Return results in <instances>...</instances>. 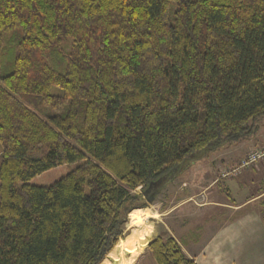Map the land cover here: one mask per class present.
I'll return each mask as SVG.
<instances>
[{
	"label": "trees",
	"instance_id": "1",
	"mask_svg": "<svg viewBox=\"0 0 264 264\" xmlns=\"http://www.w3.org/2000/svg\"><path fill=\"white\" fill-rule=\"evenodd\" d=\"M263 117L264 0H0V264H103L132 191ZM148 251L197 264L168 232Z\"/></svg>",
	"mask_w": 264,
	"mask_h": 264
},
{
	"label": "rangeland",
	"instance_id": "2",
	"mask_svg": "<svg viewBox=\"0 0 264 264\" xmlns=\"http://www.w3.org/2000/svg\"><path fill=\"white\" fill-rule=\"evenodd\" d=\"M8 67L9 63L6 62L4 68L7 69ZM53 92L62 94V89L54 86ZM260 123V131L253 138L225 144L217 150L205 152L201 159L195 160L189 158L186 166L180 168L182 171L171 175L167 182L159 187L156 192H152L154 188L150 191L148 190L150 185L139 186L136 190L132 191L133 194L142 196L140 201L147 202V206L143 207L149 206L151 210L160 212V214L158 217H153L149 220L153 227L151 238L139 240L133 248L129 247L131 253H134L136 257H128L127 255V259H129L128 264H155L148 251V244L153 238L164 232H168L174 236L181 243L183 250L189 257L196 258L197 256L199 264H213L207 255H203L206 249V242L210 236L213 233H215L214 236H218V231L220 229L223 230L222 225L228 224V220L233 221L238 219V216L251 208L254 209L253 211L256 210L261 214L263 226L259 225L256 227L251 222L242 226L240 236L234 246L227 245V242H224L221 247L229 246L227 251L226 248L218 249L222 253L225 252L223 254L225 256H221L219 261L221 264H261L264 246V160H260L249 166H240L241 168L233 170L238 168L242 158L252 150L257 147L261 148L260 146L263 145L264 117L261 118ZM254 142H257L256 144L259 146H256ZM1 151L2 145L0 142V153ZM78 164L65 163L58 165L34 176L29 182L36 185H51L71 172ZM252 170L256 173L254 172V174ZM257 170L261 172L258 173ZM245 171L246 174L243 173ZM207 184H210V186L205 189L203 195H206L208 198H217L222 201L230 199L233 201L234 197L241 198L246 190H249L247 191L248 195H256L254 198L257 199V203L254 202L256 204L247 205L235 214V217L228 219L230 218L228 216H232L233 213L223 208V204L200 207L201 202L205 198L199 193L204 190ZM261 194L263 195L260 196ZM149 195L152 197V200L149 199ZM189 195H192V197L185 200ZM127 227V238H123L129 244L131 243L130 237L132 233V230L129 228V221ZM138 230H141V228H138ZM199 240L200 242H198ZM142 244L145 245L142 246ZM109 254L105 259L113 264L115 258L109 256Z\"/></svg>",
	"mask_w": 264,
	"mask_h": 264
},
{
	"label": "crops",
	"instance_id": "3",
	"mask_svg": "<svg viewBox=\"0 0 264 264\" xmlns=\"http://www.w3.org/2000/svg\"><path fill=\"white\" fill-rule=\"evenodd\" d=\"M262 140H263V145L260 147H264V134H263ZM248 141H250V140H248ZM251 141H253V139H251ZM254 143L256 146H259L256 144L257 142H254ZM252 172L254 173L255 171L252 170ZM257 172L260 173L261 171L257 170ZM243 173L246 174V171ZM244 185L247 189H249L246 184H244ZM209 186H210V184H207L204 187V190H202L199 194L203 195L205 189ZM247 191H249V190H246V192L242 195L241 198H235L233 196L234 197L233 201H231L230 199L228 201H222V200L217 199V198H208V197H206V195H203L205 200L201 202L200 207L218 206L219 204H223V206H222L223 208H226L233 213L232 216H228V217H230L228 219H231L232 217H235V214H237L241 209H243L247 205L257 203L256 202L257 199L252 198L254 195H251V194L248 195ZM262 195L263 194H261L260 196H262ZM260 196H257V197L261 198ZM191 197H192V195H189L187 198H185V200L189 199ZM254 202H256V203H254ZM253 210H254L253 208L247 209L244 214L238 216L239 217L238 219H235L233 221L228 220L229 221L228 224L222 225L223 230L220 229L218 231V233H219L218 236H214L215 233H213L210 236V238L208 239V241L206 242V246H205L206 249L203 252V255H207L208 259L213 264H221V262L219 260H220L221 256H225V255H223L225 252L222 253L218 249L219 248H226V251H227V249L229 247V246L221 247L224 244V242H227V245L234 246L236 240L240 236V231L242 229V226H244L245 224H247L249 222L254 223L256 227H258L259 225L263 226V217L261 216V214L259 212H257L256 210L255 211H253ZM158 213L160 214V212H158ZM263 241H264V234H263ZM198 242H200V240ZM192 258H194V257H192ZM194 259L197 262V264H199L197 256ZM261 264H264V246H263V261L261 262Z\"/></svg>",
	"mask_w": 264,
	"mask_h": 264
},
{
	"label": "bare ground",
	"instance_id": "4",
	"mask_svg": "<svg viewBox=\"0 0 264 264\" xmlns=\"http://www.w3.org/2000/svg\"><path fill=\"white\" fill-rule=\"evenodd\" d=\"M159 216V213L151 210V208H135L130 212L129 215V228L132 230L131 233V243L125 240L127 235H125V239H121L117 246L114 247L109 256L114 257L118 260V264H128L129 260L127 256L124 255L127 251H130V248H133L139 240L151 238L153 235V227L152 223L149 222L151 218H156ZM141 228V230H138ZM138 241V242H137ZM145 244H142L144 246ZM103 264H111L107 259L104 260Z\"/></svg>",
	"mask_w": 264,
	"mask_h": 264
},
{
	"label": "built area",
	"instance_id": "5",
	"mask_svg": "<svg viewBox=\"0 0 264 264\" xmlns=\"http://www.w3.org/2000/svg\"><path fill=\"white\" fill-rule=\"evenodd\" d=\"M260 160H264V147L256 148L252 150L244 158H242L241 164L238 166V168L233 170H237L241 168L240 166L244 167V166L252 165Z\"/></svg>",
	"mask_w": 264,
	"mask_h": 264
},
{
	"label": "water",
	"instance_id": "6",
	"mask_svg": "<svg viewBox=\"0 0 264 264\" xmlns=\"http://www.w3.org/2000/svg\"><path fill=\"white\" fill-rule=\"evenodd\" d=\"M160 184H161V181H156V182H153V183H151L150 184V187L148 188V190L150 191L152 188H154L153 190H152V192L154 191V192H156L157 191V189L160 187ZM149 199L150 200H152V197L149 195ZM126 235V234H125ZM125 235H124V237H125ZM119 243V242H118ZM125 255L127 256L128 255V257H136V255L134 254V253H131L130 251H127L126 253H125ZM119 262H118V260L117 259H114L113 260V264H118Z\"/></svg>",
	"mask_w": 264,
	"mask_h": 264
}]
</instances>
